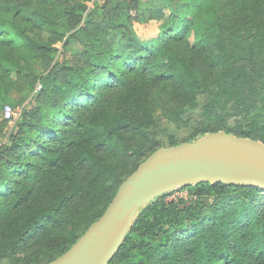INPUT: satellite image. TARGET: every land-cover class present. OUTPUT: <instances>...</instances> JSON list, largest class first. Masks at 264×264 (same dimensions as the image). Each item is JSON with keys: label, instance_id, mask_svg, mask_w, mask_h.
Here are the masks:
<instances>
[{"label": "trees", "instance_id": "obj_1", "mask_svg": "<svg viewBox=\"0 0 264 264\" xmlns=\"http://www.w3.org/2000/svg\"><path fill=\"white\" fill-rule=\"evenodd\" d=\"M240 9L253 20L252 38L245 48L231 51L216 35V20L200 19L195 11H171L169 27L149 44L132 33L125 44L109 46L113 37L106 35L112 31L87 17L74 33L86 42V63L66 66L64 82L55 73L43 80L44 95L59 96L48 105L49 119L46 114L36 119L34 130L32 123L26 125L14 146L0 148V258L7 248L18 257L15 264H47L64 254L104 212L123 179L164 146L156 142L145 151L146 101L128 93L140 83L145 94L168 83L172 95H193L198 90L193 83L219 74L218 89L201 112L209 126L185 142L225 131L264 144V60L253 65L264 56V0H250ZM155 10L148 11L159 20L162 12ZM38 23L46 27V17ZM11 29L20 43L8 38ZM190 31L193 46L186 39ZM31 44L45 48L1 23L0 83L7 79L8 60L14 64L8 45L20 51ZM110 81L117 85L109 89L119 87L121 95L107 100L101 90ZM80 107L86 112L82 120L73 115ZM176 144L170 135L165 146ZM179 189L186 197L168 200L167 192L139 212L108 264H264V190L203 182Z\"/></svg>", "mask_w": 264, "mask_h": 264}, {"label": "rangeland", "instance_id": "obj_2", "mask_svg": "<svg viewBox=\"0 0 264 264\" xmlns=\"http://www.w3.org/2000/svg\"><path fill=\"white\" fill-rule=\"evenodd\" d=\"M248 1L250 0H0V25L8 22V25L21 29L33 41L45 45V48H40L31 44L20 51H15L8 45V55L14 64L11 66V61L8 60L7 79L5 83H0L4 91V98L0 99V148L14 146L13 139L16 140L24 134L26 125L32 123L30 126L34 130L36 119L46 118L45 114L46 119H49L48 105L59 102V96L44 95L43 80L46 75L50 74L52 77L55 73L57 80L64 82L69 77L66 66L86 63L87 60L83 56L87 52L86 42L76 38L74 33L84 25L90 15L98 26H103L104 23V26L112 31L110 35H106L107 38L113 37L109 40L111 43L107 42V45L111 46L115 42L125 44L127 37L132 33H135L140 41L149 44L160 38L163 29L169 27L167 18L171 11H175L177 15L195 11V16L200 19L216 20V35L220 34L226 48L231 51L240 46L245 48L252 38L253 20L250 16H243L240 9L241 5ZM154 8L155 11L162 12L159 20L148 11ZM41 16L46 17V27H40L38 23ZM7 35L9 39H14L12 42L15 44L20 43L19 39L15 38L13 29L9 30ZM186 39L191 46L196 42L191 31ZM171 43L168 44L167 50L171 49ZM183 46L186 48L187 44ZM1 47L3 45H0ZM79 51L84 52L82 57L81 54L75 55V52ZM263 60L264 56L256 57L254 68ZM1 66L0 68H3V65ZM140 78L138 75L139 80ZM48 81L52 83V80ZM220 82V75L214 73L209 79L199 81L197 85L193 83V88L198 89H195L193 95H172L168 83L153 86L146 94L143 91L146 85L143 83L129 90V94L132 93L146 101L144 103L148 110L143 124L148 139L144 144L145 151L149 152L156 147V142L158 145H168L170 135L178 143H184L201 128H207L209 122L201 112L211 94L217 91ZM112 85H117V81L102 85L101 91L107 100L121 95L119 87L109 89ZM140 102L142 100H137L136 104ZM45 103L48 104L44 109H40ZM5 106H9L12 111L8 120L4 119L3 115ZM73 115L82 120L86 112L80 107ZM16 150L19 148L13 151ZM168 193V200L187 195L185 189H175ZM14 257L16 256L8 253L7 248L6 255L0 258V264H15Z\"/></svg>", "mask_w": 264, "mask_h": 264}, {"label": "water", "instance_id": "obj_3", "mask_svg": "<svg viewBox=\"0 0 264 264\" xmlns=\"http://www.w3.org/2000/svg\"><path fill=\"white\" fill-rule=\"evenodd\" d=\"M202 182L264 190V144L218 131L159 147L123 179L104 212L78 240L47 264H108L152 200Z\"/></svg>", "mask_w": 264, "mask_h": 264}, {"label": "built area", "instance_id": "obj_4", "mask_svg": "<svg viewBox=\"0 0 264 264\" xmlns=\"http://www.w3.org/2000/svg\"><path fill=\"white\" fill-rule=\"evenodd\" d=\"M3 115H4V119H10L12 116V111L11 108L9 106H5L4 107V111H3Z\"/></svg>", "mask_w": 264, "mask_h": 264}]
</instances>
